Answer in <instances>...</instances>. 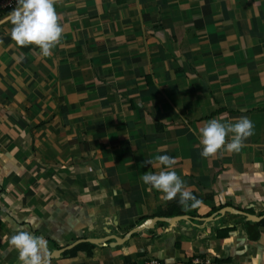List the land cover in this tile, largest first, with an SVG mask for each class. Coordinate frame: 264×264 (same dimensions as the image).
Here are the masks:
<instances>
[{
	"label": "crops",
	"instance_id": "0c3cea01",
	"mask_svg": "<svg viewBox=\"0 0 264 264\" xmlns=\"http://www.w3.org/2000/svg\"><path fill=\"white\" fill-rule=\"evenodd\" d=\"M55 7L64 32L50 57L15 46L0 19V264H20L8 244L19 229L50 255L81 246L48 264H264V227L251 241L244 216H264V0ZM242 116L254 129L239 152L200 155V127ZM158 155L175 158L199 206L142 182L166 170Z\"/></svg>",
	"mask_w": 264,
	"mask_h": 264
},
{
	"label": "clouds",
	"instance_id": "9594fccd",
	"mask_svg": "<svg viewBox=\"0 0 264 264\" xmlns=\"http://www.w3.org/2000/svg\"><path fill=\"white\" fill-rule=\"evenodd\" d=\"M56 3L57 0H16V6L7 16L11 25L7 34L15 46H35L42 57L52 55V50L61 43L64 32ZM253 129L254 125L247 116L237 118L235 123H222L218 119H212L199 128L200 144L203 146L200 155L209 158L221 149L239 152L244 147V141L253 135ZM155 160V166H164L166 170L155 174L145 173L141 177L142 182L161 192V199L164 201H172L179 196V203L185 210L199 206L201 201L196 199L185 187L181 177L172 170L175 158L158 155ZM144 164L152 166L153 161H144ZM27 222L32 223L31 220ZM8 244L18 253L20 264H48L50 253L48 242L43 236L19 229L8 238Z\"/></svg>",
	"mask_w": 264,
	"mask_h": 264
},
{
	"label": "built area",
	"instance_id": "2783aa9c",
	"mask_svg": "<svg viewBox=\"0 0 264 264\" xmlns=\"http://www.w3.org/2000/svg\"><path fill=\"white\" fill-rule=\"evenodd\" d=\"M16 6V0H0V19L9 14ZM142 264H163V262L157 258L147 257ZM185 264H223L219 262L215 257L207 254H198L192 256Z\"/></svg>",
	"mask_w": 264,
	"mask_h": 264
},
{
	"label": "water",
	"instance_id": "95a60500",
	"mask_svg": "<svg viewBox=\"0 0 264 264\" xmlns=\"http://www.w3.org/2000/svg\"><path fill=\"white\" fill-rule=\"evenodd\" d=\"M227 211L228 212L229 211L232 212L233 210L228 209ZM237 213L243 214V212L241 213V212H238V211H237ZM244 216L246 218H248V220H250L252 222H259L260 220H262L264 218V216H254V215H250V214H246V213H244ZM183 217H185V216H181V217H177L176 216V217H172V218H169V219H162V221L169 225V224L174 223V222H176L178 220H181V218H183ZM148 227H149L148 224H143L141 226H138L136 228L131 229L125 236H123L121 238V240H123L121 243H123L127 239V237L129 235H131L133 233H137V232L145 230V229H148ZM101 239H98V240H100V242L92 243V244H100L101 243ZM106 240H109V239H106ZM106 240H104V241H106ZM112 240H113V242H115V238H112ZM71 248H72V246H69L67 248L55 251L52 255H50V259H56V257L59 256L62 252H64L65 250L71 249Z\"/></svg>",
	"mask_w": 264,
	"mask_h": 264
},
{
	"label": "trees",
	"instance_id": "16d2710c",
	"mask_svg": "<svg viewBox=\"0 0 264 264\" xmlns=\"http://www.w3.org/2000/svg\"><path fill=\"white\" fill-rule=\"evenodd\" d=\"M185 212H187V211H184L182 209V210L177 211L176 213H177V216H180V215H183ZM260 227H264V218L261 221L257 222V223H254V222H248L247 223L246 231H247V235H248V237H249V239L251 241H255V240H257L259 238V228ZM217 232H218L217 237L219 239H223L225 237V235H227L226 233H223V231H219L218 230ZM79 248H81L80 245L72 248V250L67 251V253L69 255H74L75 252L77 251V249H79Z\"/></svg>",
	"mask_w": 264,
	"mask_h": 264
}]
</instances>
